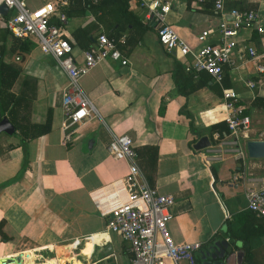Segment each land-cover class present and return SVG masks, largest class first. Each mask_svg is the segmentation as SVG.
Returning <instances> with one entry per match:
<instances>
[{
  "label": "crops",
  "instance_id": "crops-1",
  "mask_svg": "<svg viewBox=\"0 0 264 264\" xmlns=\"http://www.w3.org/2000/svg\"><path fill=\"white\" fill-rule=\"evenodd\" d=\"M43 1L25 3L34 8ZM67 1L62 8L64 29L76 63L98 34L123 36L124 43L117 47L128 61L120 65L103 60L78 79L95 113L64 144L60 96L66 75L32 39H24L31 43L24 52H13V37L0 22V42L4 36L5 45L2 59L20 67L11 91L31 100L28 121L43 123L47 110L51 111L50 129L43 135L21 143L15 129L10 135L0 132V221L7 237L0 240V258L19 256V264H72V260L85 264L78 257L66 258L56 247L60 250L75 237L96 234L99 254L88 264H130L128 244L105 232V218L89 196L125 174L126 162L114 160L107 143L113 135L126 134L146 182L174 197L167 222L171 239L200 243L197 264L206 260L202 255L214 242L223 243L225 264H248L246 250L254 261L263 262L264 218L248 213L244 193L264 184V158H250L245 151L246 140H264V72L255 70V64H264V32L257 29L264 28V0H225L226 10L255 11L258 23L235 37L237 46L223 67L224 85L203 72L193 74L189 56L166 53L153 27L141 22L144 9L137 0H124L125 10L118 0ZM220 19L211 0H172L166 16L190 45L196 44L195 36L204 29L212 31L208 40L216 42ZM51 22H56L54 17ZM247 47L254 49V59ZM246 80H253L255 87H246ZM221 89L237 94L249 126L235 138L227 131L214 141L210 126L223 121ZM257 97L262 99L255 102ZM202 136H207L209 145L194 149ZM148 146L157 149L154 168L149 167L153 158L145 150ZM239 147L245 152L242 158L235 156ZM235 175L239 178L233 181ZM226 223L243 232L228 231Z\"/></svg>",
  "mask_w": 264,
  "mask_h": 264
},
{
  "label": "built area",
  "instance_id": "built-area-1",
  "mask_svg": "<svg viewBox=\"0 0 264 264\" xmlns=\"http://www.w3.org/2000/svg\"><path fill=\"white\" fill-rule=\"evenodd\" d=\"M171 1L137 0L139 7L144 9L141 22L153 27L157 42L166 53L177 57L189 56L188 68L194 74L203 71L214 83L220 85L223 67L230 63L232 50L237 46L235 37L242 29L257 25L256 12L251 9L226 10L225 0H211L212 9L221 18L215 27L216 42L208 40L212 31L204 29L195 36L196 44L190 45L166 20ZM67 3V0H44L38 6L30 8L25 0H0V6L6 9L5 14L0 13V22L8 34L19 40L32 39L40 52L50 54L66 75L67 85L60 96L64 144L70 141L76 128L95 113L90 100L80 89L78 79L103 60L117 61L120 65H125L128 61L117 47V44L124 43L123 36L112 38L98 34L81 51V62L76 63L72 56V45L64 29L66 14L62 8ZM225 15L228 16L227 20L224 19ZM52 17L56 22H51ZM257 29L264 32V28L260 26ZM246 52L251 59L255 58L252 47H247ZM255 70L263 73L264 64H255ZM244 83L250 89L256 85L253 80H246ZM261 85L264 87V80ZM220 96L222 120L228 134L235 138L248 128L249 116L243 114V107L237 103V94L233 90L221 89ZM211 136L214 141L221 138L216 131ZM107 151L114 160L126 162V172L105 187L93 190L89 196L95 209L105 218V232L118 235L128 244L130 264H197L195 254L200 250V243L174 242L171 239L167 222L172 216L170 207L174 197L159 193L146 182L136 163V153L130 137L126 134L113 135L107 143ZM244 153L239 147L235 156L242 158ZM237 178L239 176L235 175L232 179L236 181ZM244 196L246 208L264 218V184L245 189ZM94 236L96 234L75 237L63 245L66 249L60 252L66 258H77V250L83 240Z\"/></svg>",
  "mask_w": 264,
  "mask_h": 264
},
{
  "label": "trees",
  "instance_id": "trees-1",
  "mask_svg": "<svg viewBox=\"0 0 264 264\" xmlns=\"http://www.w3.org/2000/svg\"><path fill=\"white\" fill-rule=\"evenodd\" d=\"M104 1H108V0H100L101 3ZM118 1L123 2L124 4L123 9L125 10L124 0H118ZM75 3H77V0H75ZM30 44L29 42H27V40L20 41L19 39L13 38V43L10 49L15 53H22L26 49H28ZM4 51H5L4 36H2L1 42H0V115H4L8 119V121L13 125L15 129V135H17V137H19V139L21 140V143H23V141L25 140L35 138L49 131L50 123H51V111L47 110L43 123L33 124L28 121V112H29V105H30L31 100L26 99V95L22 92H19V94L16 95L11 91V88L16 78L19 76L20 67L14 63L4 62L2 59ZM200 72H203V71H200ZM203 73L209 76L205 72ZM200 79L205 80L206 78L205 76H201ZM225 82H226V73L223 72L221 84L224 85ZM32 86L34 87V82H32ZM260 98L261 97H257L254 99V101L257 102V100ZM254 101L252 104H254ZM243 114H245V112H243ZM210 128H211V131H217L221 137L224 134H227V128H226V125L223 123V121L212 124ZM145 150L153 158V161L151 165H149V167L154 168L157 149L155 146H148ZM248 213L255 215L249 210H248ZM2 223L3 222L0 221V240L6 241L7 237L1 230ZM226 225H227L228 231L233 232L234 229L236 231H240L241 229L242 230L241 232H243L242 228L234 227V224L226 223ZM246 254H247V257L250 256V258H247L246 260L248 264H264V261L263 262H260L258 260L254 261V258L252 257L250 251L246 250ZM51 264H55V261Z\"/></svg>",
  "mask_w": 264,
  "mask_h": 264
},
{
  "label": "water",
  "instance_id": "water-1",
  "mask_svg": "<svg viewBox=\"0 0 264 264\" xmlns=\"http://www.w3.org/2000/svg\"><path fill=\"white\" fill-rule=\"evenodd\" d=\"M0 13H6L5 7L0 6ZM0 132H4L8 135L14 132L13 125L8 121V119L4 115H0ZM208 145L209 140L207 136H202L193 144L192 147L196 150H199L207 147ZM245 151L246 155L250 158H264V140H246ZM220 244L223 245V243ZM220 244L214 242V245L211 247L210 251H207L205 252V254L202 255L203 259L207 257L206 260L204 259L199 264H225L224 261L221 260L222 248H220ZM224 248L225 250H228L226 246ZM98 254L99 248L95 246V244L91 241V238L89 237L83 240L81 246L77 250V256L82 259L85 264H88L90 259L97 258ZM12 261L16 262V264H19V256L0 258V264H7L8 262ZM73 264L80 263L73 261ZM239 264L242 263L239 262Z\"/></svg>",
  "mask_w": 264,
  "mask_h": 264
},
{
  "label": "bare ground",
  "instance_id": "bare-ground-1",
  "mask_svg": "<svg viewBox=\"0 0 264 264\" xmlns=\"http://www.w3.org/2000/svg\"><path fill=\"white\" fill-rule=\"evenodd\" d=\"M104 189H105V188H104ZM91 239H92L93 242H95V241H96V236L92 237ZM56 249H57L58 252H59V249H58L57 247H56ZM62 249H66V247H63V246H62ZM62 249H60V251H61ZM13 257H14V256H13ZM14 261H15V260H14Z\"/></svg>",
  "mask_w": 264,
  "mask_h": 264
},
{
  "label": "rangeland",
  "instance_id": "rangeland-1",
  "mask_svg": "<svg viewBox=\"0 0 264 264\" xmlns=\"http://www.w3.org/2000/svg\"><path fill=\"white\" fill-rule=\"evenodd\" d=\"M59 251H60V250H59ZM77 257H78V256H77ZM78 258H79V257H78ZM72 262H73V260H72ZM72 262H71V263H72ZM28 263H29V262H28ZM28 263H27V264H28ZM72 264H73V263H72Z\"/></svg>",
  "mask_w": 264,
  "mask_h": 264
},
{
  "label": "flooded vegetation",
  "instance_id": "flooded-vegetation-1",
  "mask_svg": "<svg viewBox=\"0 0 264 264\" xmlns=\"http://www.w3.org/2000/svg\"><path fill=\"white\" fill-rule=\"evenodd\" d=\"M196 263H197V261H196Z\"/></svg>",
  "mask_w": 264,
  "mask_h": 264
}]
</instances>
